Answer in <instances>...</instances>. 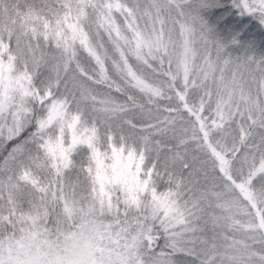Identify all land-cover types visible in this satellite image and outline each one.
<instances>
[{
  "label": "snow or ice",
  "instance_id": "6c2138e0",
  "mask_svg": "<svg viewBox=\"0 0 264 264\" xmlns=\"http://www.w3.org/2000/svg\"><path fill=\"white\" fill-rule=\"evenodd\" d=\"M0 264H264V0H0Z\"/></svg>",
  "mask_w": 264,
  "mask_h": 264
}]
</instances>
